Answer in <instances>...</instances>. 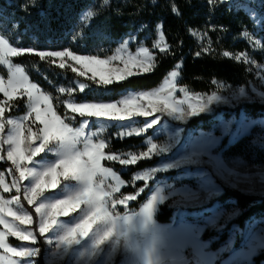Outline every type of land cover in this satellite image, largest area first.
<instances>
[{
    "label": "trees",
    "instance_id": "trees-1",
    "mask_svg": "<svg viewBox=\"0 0 264 264\" xmlns=\"http://www.w3.org/2000/svg\"><path fill=\"white\" fill-rule=\"evenodd\" d=\"M177 12H172V7ZM259 12L264 17V0ZM91 12L88 22L80 17ZM161 27L169 50L158 52L154 45L157 28ZM0 34L18 48L35 51H71L75 55L96 56L107 59L112 56L120 43L134 36L130 45L134 52L140 46L149 49L154 55V69L138 76L108 86H98L85 77L72 71V65L63 69L52 57L41 60L37 54H21L11 62L20 66L30 82L35 83L51 97L54 111L73 127L79 126L83 118L72 114L64 106L65 101L75 102H114L129 91H151L157 89L177 66V85L192 93L213 94L223 87L241 88L250 84L259 85L258 74L264 70V21L261 27L255 25L248 13L238 2L223 0H0ZM258 41L255 44L254 41ZM199 53V55H197ZM224 53V55H223ZM230 54V55H229ZM239 55L241 59L237 60ZM0 75L8 77L6 68L0 64ZM81 82L87 87L83 92L77 87ZM65 88L64 93L58 89ZM68 89H72L71 92ZM2 96L0 95V101ZM25 98L11 104L8 116H18L26 112ZM243 112L250 119L264 116V104L245 103L235 108H219L213 115H200L192 118L185 129L213 130L221 137L218 151L222 157L240 158L250 166H264V145L255 142L253 134L230 144L216 128L217 115L228 117ZM75 116V119L72 117ZM107 153H123L132 150H145V136H132L117 139L111 131L105 134ZM159 160L155 156L138 161L124 168L117 163L103 161L119 174L127 184L120 195L142 193L129 206L136 211L145 202L146 195L154 186V180L132 185L135 173L154 166ZM9 166V164H6ZM5 170V167H0ZM178 171L159 173L156 179L172 177ZM193 184L181 181L179 184ZM1 192V189H0ZM230 202L239 210V215L229 222L222 232L205 231L202 239L212 240L211 250L217 251L229 237L233 225L244 229L248 222L264 217V195H252L231 188H224L220 196L200 211L214 204L227 205ZM199 211V210H197ZM124 213L125 210L120 211ZM173 210L166 204L159 207L156 221L169 223ZM39 241H42L39 238ZM10 243H16L10 239ZM264 263V250L253 257L251 264ZM38 264H42L39 261Z\"/></svg>",
    "mask_w": 264,
    "mask_h": 264
},
{
    "label": "rangeland",
    "instance_id": "rangeland-1",
    "mask_svg": "<svg viewBox=\"0 0 264 264\" xmlns=\"http://www.w3.org/2000/svg\"><path fill=\"white\" fill-rule=\"evenodd\" d=\"M223 1L238 2L240 7L254 21L255 25L258 27L262 26L264 17L258 10L261 0ZM91 17V12L86 11L82 14L80 20L81 22H88ZM161 33V27L159 26L157 28V40ZM0 37L8 42L1 34ZM134 40V36L124 39L113 55L119 54L123 57L139 55V49L145 47L140 46L136 51H130L129 47ZM126 42L127 45L121 48ZM254 42L255 44L258 43L256 40ZM163 43H165V40ZM8 44L14 47L9 42ZM118 49L120 50L119 53ZM155 49L160 52L158 48ZM24 50L19 55L38 53V51L30 48ZM149 53L153 56L154 63L155 55L150 50ZM13 57L15 56H7L8 63L2 64L8 72V77L3 78L0 75V80H3L5 85H7L10 75L19 69L28 82L32 83L23 69L11 62ZM53 59L58 64L62 60V58ZM63 62L65 66L71 64L78 71L83 70L80 64L67 58H63ZM113 64L123 67L119 61H113ZM179 69L180 66H177L174 70L178 73L174 80L171 78L170 73L157 89L151 91H129L117 100L119 101L130 95H137L143 92H157L160 89H164L162 95L169 96L170 94L169 103L175 108L174 110L158 108L155 113L147 117L137 116L120 122L98 121L96 118L88 117L83 118V120L87 119L89 121V124L86 126L87 131H96L98 133L97 140H106L105 134L109 131L117 139L145 136L143 144L146 148L144 151L136 149L123 153H115L121 157L131 155L138 158L134 163L123 166L124 168L134 165L140 160L150 159L155 156L159 157L158 162L154 166L137 172L132 177V185L137 182L148 183L152 180L155 182L154 186L147 193L145 202L136 211L128 209L136 201L143 189L134 194L120 195V192L124 187H127V184L116 172L124 184L119 186V192H114L113 196L117 199H123L124 196L128 195L131 198L126 204L117 205L115 209L121 214L120 219L131 220L135 225L137 233L143 240L139 251L135 255H130L126 249L113 247L110 242L99 249L93 250L91 245L95 239L94 232L82 240L80 244L65 250L63 246H58V241L60 235L63 234L68 224L72 221L62 218L44 237H40L37 219V223L33 225L20 226L21 228L26 227L28 230L33 231L37 237L35 246L39 249L38 255L34 260H29L27 264H38L39 261L42 264H251L253 257L264 250V230L259 228L260 224L257 222L259 219H255L248 222L244 229L233 225L229 230L228 239L217 251H212L210 249L212 240L204 241L202 239L204 232H222L226 225L239 215V210L230 202L227 205L214 204L211 208L200 211L201 208L220 196L224 188L263 196L264 166H250L240 158H223L221 151H218L221 137L216 136L213 130L185 129V125L192 118L200 115H213L219 108H235L245 103L254 102L264 104V76L263 74L257 75L259 85L250 84L247 87L235 89L223 87L217 93L197 94L177 85ZM258 70H262L261 73H264L261 67ZM88 75L90 76L91 73L89 72ZM79 84L81 82H77V87ZM166 84H170V87L165 88ZM38 89L42 91L39 87ZM0 95L2 96L0 104L5 106L4 114L0 117V120L5 125L4 131L0 132V167H5V170L0 168V176L4 177L6 184H11L14 178L18 179V173L7 159L9 145L6 141L12 128L11 125L7 124V120H22L25 136L29 129L36 132L42 125L35 120V113L30 112L28 107L29 101L23 90L17 91L11 100L4 96L3 93H0ZM20 98L26 99V112L18 116H8L11 104ZM69 101L75 102L72 99H68L65 102ZM137 102L146 104L147 99ZM50 103L52 105L51 101ZM67 110L79 116L70 109L67 108ZM24 116H27L28 119L24 120ZM217 120L218 124L216 128L222 137H227L230 144L235 143L244 136L253 134L255 142L264 145V116L258 119H250L241 112L237 115H229L228 117L218 114ZM100 124L104 125L103 131H100ZM121 133H124L123 137L120 136ZM128 133L132 134L128 135ZM32 146H39V141L34 142ZM34 160L37 162L38 170H43L44 167L50 166L54 162L55 157L48 153H41L34 157ZM113 163L119 164L118 161ZM6 164H9V166H6ZM31 166L29 164V167ZM168 171H178V173L172 177L156 179L159 173ZM181 181H193V184H179ZM21 183L24 186L28 184L27 181ZM105 186L107 190L111 191L116 186V181L109 177L105 181ZM0 195L4 199H11L12 196L19 195L24 209L36 219L34 206H28L27 202L22 200V192L18 194L15 189H12L10 192L4 193L1 189ZM48 195L51 196L53 193L49 192ZM48 195L42 196L40 203H50ZM149 202L154 206L150 219H148L143 211ZM164 204L173 210V216L169 223L160 224L156 221V215L159 207ZM122 210H125V212L121 213L120 211ZM0 231H4L2 226H0ZM257 236L261 241L253 240V237ZM38 237L42 241H39ZM10 239L15 240L16 243H10ZM7 243L15 247L32 246L28 241H20L18 238L11 236L7 238ZM81 252H90L91 254L81 257ZM0 255H5L3 250H0ZM14 259L19 260L20 258L14 257Z\"/></svg>",
    "mask_w": 264,
    "mask_h": 264
},
{
    "label": "snow or ice",
    "instance_id": "snow-or-ice-1",
    "mask_svg": "<svg viewBox=\"0 0 264 264\" xmlns=\"http://www.w3.org/2000/svg\"><path fill=\"white\" fill-rule=\"evenodd\" d=\"M172 12H177L175 6L172 7ZM163 41L164 36L161 33L154 45L162 53L169 50L168 45ZM125 45L127 42L121 48ZM22 51L25 50L11 47L5 39L0 37V64L8 63L7 56H17ZM117 51L119 53L120 50ZM37 54L41 60L46 57L62 58L59 64L62 69L65 67L63 58L80 64L83 70L78 71L72 67V71L80 77H87L93 84L101 87L124 81L128 77L149 73L155 67L154 58L146 47L140 48L137 56L123 57L117 54L107 59H99L94 55H75L71 51H39ZM236 59L239 60L241 57L237 55ZM113 61H119L123 67L115 66ZM177 75L176 71L171 72L173 80ZM78 87L83 92L87 85L81 83ZM169 87L170 84L165 85V88ZM19 90L26 93L29 110L35 113V120L42 127H39L36 132L29 129L25 136L22 120H7V124L12 126L6 141L9 145L7 159L15 167L18 179L14 178L11 184H6L4 177L0 176V189L4 193L12 189H15L18 194L22 192V200L26 201L28 206H34L36 219L24 209L19 195L12 196L11 199H4L0 195V226L4 229L0 231V250L5 253L0 255V264H27L29 260L37 257L39 252L38 247L35 246L37 237L33 231L20 227L33 225L37 223V219L40 237H44L62 218L70 219L72 222L60 235L58 246H63L67 250L80 244L95 231V224L102 218V214H105L102 201L111 197V206L115 208L117 205L126 204L131 198L128 195L123 199L113 196L114 192H119V186L124 182L111 167L105 166L102 161H118L119 165L127 166L138 159L131 155L121 157L115 153H107V141L97 140L96 131H87L86 126L89 124L87 119L82 120L78 127L70 126L53 110L50 103L51 97L40 91L35 83H29L19 69L10 75L7 85L0 80V93L9 100L13 99L14 94ZM58 91L64 93L66 90L60 87ZM68 91L71 92L72 89ZM163 92L164 89L157 92H143L126 96L117 102L69 101L65 102L64 106L81 118L120 122L137 116L147 117L155 113L158 108L174 110L175 108L169 103L170 94L164 96ZM145 99H147L146 104L137 102ZM4 111L5 106L0 104V117L3 116ZM23 119L26 120L28 117L24 116ZM72 119H75V116ZM99 128L103 131L104 125L100 124ZM4 129L5 125L0 120V132ZM131 134L128 133V135ZM123 135L124 133L120 134L121 137ZM36 141H39V146L33 147ZM80 149L83 151L81 152ZM41 153H48L54 156L55 160L50 166L38 170L34 157ZM29 164L32 166L29 167ZM109 177L116 181V186L111 191L105 186V181ZM25 181L28 182L27 186L21 183ZM85 184H87L86 187ZM49 192L53 195L49 196ZM44 195H48L50 203H40ZM93 203L96 205L95 208L90 207ZM153 207L149 202L143 209L148 219L151 218ZM111 235V232L106 234V236ZM9 236L18 238L20 241H28L32 246H10L7 243ZM103 245L101 240L95 238L91 248L95 250ZM90 254V252H81L80 256ZM14 257L20 259H14Z\"/></svg>",
    "mask_w": 264,
    "mask_h": 264
},
{
    "label": "clouds",
    "instance_id": "clouds-1",
    "mask_svg": "<svg viewBox=\"0 0 264 264\" xmlns=\"http://www.w3.org/2000/svg\"><path fill=\"white\" fill-rule=\"evenodd\" d=\"M82 152L83 149H80ZM91 179V178H89ZM98 183V182H97ZM85 187L87 184L84 185ZM104 207L105 214L95 224V238H98L103 244L109 242L113 247H120L126 249L130 255H135L143 242L142 238L136 231L135 225L131 220L120 219L121 214L111 206V197L101 202ZM95 204H91V208H95ZM111 232V236H106Z\"/></svg>",
    "mask_w": 264,
    "mask_h": 264
},
{
    "label": "crops",
    "instance_id": "crops-1",
    "mask_svg": "<svg viewBox=\"0 0 264 264\" xmlns=\"http://www.w3.org/2000/svg\"><path fill=\"white\" fill-rule=\"evenodd\" d=\"M257 222L260 224L259 228L264 230V217L260 218ZM253 240L254 241H261L258 236L257 237H253Z\"/></svg>",
    "mask_w": 264,
    "mask_h": 264
}]
</instances>
